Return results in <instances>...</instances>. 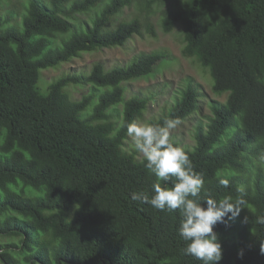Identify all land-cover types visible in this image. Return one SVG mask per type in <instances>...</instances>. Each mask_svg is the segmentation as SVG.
Returning <instances> with one entry per match:
<instances>
[{
    "label": "trees",
    "instance_id": "16d2710c",
    "mask_svg": "<svg viewBox=\"0 0 264 264\" xmlns=\"http://www.w3.org/2000/svg\"><path fill=\"white\" fill-rule=\"evenodd\" d=\"M3 1L0 237L12 240L0 244L3 264H203L183 252L179 210L131 199L133 192L151 196L156 177L126 148V125L144 117L156 93L126 98L125 84L155 75L170 53L139 52L111 68L96 62L88 72L41 84L45 69L126 46L144 28L157 35L153 25L139 17L116 22L132 0H108L101 9L104 0H27L21 14L1 11ZM161 24L164 32L180 25L182 55L210 75L215 93L226 95L209 102L193 145L171 137L204 177L198 199L246 201L238 217L214 227L223 247L218 264H264V0H173ZM81 84L93 89L74 99L68 89ZM202 97L189 78L148 123L202 114Z\"/></svg>",
    "mask_w": 264,
    "mask_h": 264
},
{
    "label": "rangeland",
    "instance_id": "374dc122",
    "mask_svg": "<svg viewBox=\"0 0 264 264\" xmlns=\"http://www.w3.org/2000/svg\"><path fill=\"white\" fill-rule=\"evenodd\" d=\"M108 0L97 8L101 7ZM173 0H161L152 2V0H132L131 4L124 7L118 14L116 22L125 21L130 18L139 17L142 24L153 25L156 29L157 35H151L143 29V34H136L126 46L123 47H107L96 52H86L82 56L73 59L70 62H64L57 68H49L43 71L41 84L50 83L53 79L64 73H81L88 72L94 63L102 62L105 66L111 68L117 64L128 62L139 52H151L153 50H166L170 53L172 58L166 65L159 68L155 75L151 77L135 79L126 83V98L134 94L142 93L148 95L149 92L156 93V97L151 100L145 111L144 117L137 121L148 122L150 119L160 115L170 104L173 103L176 93H178L190 78L194 83L199 84L202 92L201 110L202 114L193 115L187 120L179 123L177 127L171 130V137L178 138L184 146H191L194 144L193 129L199 118L205 117L211 113L210 101H225V94H217L213 91L211 86L210 75L202 69L198 68L195 61L188 59L182 55L183 35L180 25L171 31L164 32L162 30L161 16L163 12L168 9ZM27 0H7L2 2L1 11L12 7L16 9L19 14L24 11V4ZM13 10L9 14H13ZM83 19L89 21L88 15H82ZM20 18V15H18ZM149 22V23H148ZM93 86L87 85H72L69 87V92L74 99H80L83 95L91 93ZM158 90V92H157ZM122 105L118 106V119L122 115ZM120 109V111H119ZM127 147L130 148L129 138L126 141ZM132 150V149H131ZM139 154V153H138ZM140 157H143L139 154ZM10 239L0 237V244L9 243ZM1 251V248H0ZM0 264L3 262L0 260Z\"/></svg>",
    "mask_w": 264,
    "mask_h": 264
},
{
    "label": "clouds",
    "instance_id": "9594fccd",
    "mask_svg": "<svg viewBox=\"0 0 264 264\" xmlns=\"http://www.w3.org/2000/svg\"><path fill=\"white\" fill-rule=\"evenodd\" d=\"M179 123V119H165L163 124L133 121L126 125L131 149L143 156L145 168L156 177L151 196L143 191L133 192L131 199L158 210H179L182 219L178 232L186 242L184 254L203 264H218L223 258V247L214 227L225 223V218L238 217L247 207L246 201L242 197L217 200L209 196L203 200L207 206H202L198 197L204 188V177L194 170L188 152L171 139V130ZM217 176L220 185L227 187L229 181L220 178L219 172ZM172 177L175 182L169 186L166 182ZM260 252L264 254V245Z\"/></svg>",
    "mask_w": 264,
    "mask_h": 264
}]
</instances>
